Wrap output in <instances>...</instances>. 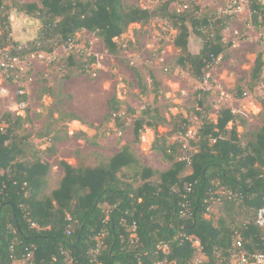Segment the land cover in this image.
Segmentation results:
<instances>
[{
	"label": "trees",
	"instance_id": "obj_1",
	"mask_svg": "<svg viewBox=\"0 0 264 264\" xmlns=\"http://www.w3.org/2000/svg\"><path fill=\"white\" fill-rule=\"evenodd\" d=\"M6 1L0 0V51L9 48L13 56L52 54L58 46L72 42L81 30L101 39L106 50L116 56L120 46L114 38L130 25H145L155 17L172 20L178 30L173 40L179 50L177 62L198 81L204 80L225 48L221 33L228 16L167 14L168 4L158 14L124 0H39L40 4L14 2L11 7L40 25L37 39L28 43L30 48L26 45L16 51L19 43L10 38L11 9ZM249 9L251 24L264 29V3L250 0ZM188 23L201 42L196 54L189 50ZM94 63L91 55L84 62L75 61L73 53L66 59L67 68L80 74L87 73ZM263 66L264 47L251 69L250 92L262 81ZM152 82L157 85L154 79ZM207 94L200 92L198 99L201 125L196 140L189 141L196 148L190 155L189 175L179 177L186 169L185 161L176 160L182 145L177 141L169 144L167 137L157 132V124L166 120L147 106L133 121L135 141L144 128L152 130L155 140L151 149L172 162L169 170L160 172L141 165L125 146L94 167L61 162L64 175L49 195L43 194L48 164L38 152H31L29 137L17 133L24 118L4 114L0 120V264L21 260H26L25 264H151L162 258V245L168 246L169 260L187 264L194 255L190 237L200 242L205 264H227L237 235L247 253L264 254V231L254 224L257 211L264 207V97L259 99L262 126L239 135L238 115L231 109L219 111L215 123L207 119L208 109L202 103ZM244 96L240 87L233 94L238 100ZM26 101L24 93L17 95L18 104ZM107 106V119L124 130L122 102L113 97ZM25 113L27 119L28 108ZM126 114L134 115V111L127 107ZM65 117L76 119L71 114ZM181 122L175 121L168 135L185 136L188 123ZM230 122L232 127L227 129ZM220 189L230 195L219 194ZM133 227L135 237L131 238ZM217 253L223 256L221 263Z\"/></svg>",
	"mask_w": 264,
	"mask_h": 264
},
{
	"label": "rangeland",
	"instance_id": "obj_2",
	"mask_svg": "<svg viewBox=\"0 0 264 264\" xmlns=\"http://www.w3.org/2000/svg\"><path fill=\"white\" fill-rule=\"evenodd\" d=\"M124 1L142 9L156 10L158 14L162 6L168 4L167 14L184 12L200 18L228 16L226 28L221 33L225 48L212 62L204 80L198 81L177 62L179 50L173 40L178 30L172 20L155 17L145 25H130L124 34L114 38L120 46L116 56L87 30L78 32L72 42L58 46L52 54L31 52L15 56L21 70L10 75L0 72V120L6 113L12 118H24L17 133L29 137V144L33 146L31 152H38V157L49 166L44 195L58 188L64 175L61 162L94 167L125 146L139 157L141 165H150L160 172L169 170L172 162L151 149L155 140L152 130L147 133L144 128L135 141L133 121L147 106L166 120L162 125L157 124V132L167 137L169 144L177 141L182 145L176 157L179 161L196 151L189 141L196 140L201 125L197 114L202 109L198 100L200 92L208 93L202 103L208 109L207 119L212 122H216L219 111L228 108L238 115L236 131L239 135L255 132L263 124L259 99L264 97V66L262 81L253 92L248 90L256 55L264 47V29L257 30L251 24L250 0ZM14 2L40 4L39 0H7L5 5L11 9ZM17 9L12 8L8 13L10 38L19 43L15 49L20 51L26 45L30 48L28 43L37 39L40 25L38 20ZM187 25L191 32L189 50L196 54L201 42L189 23ZM70 53L78 62L94 56L95 63L87 73L80 74L78 70L67 68L66 59ZM151 75L157 85L153 84ZM238 87L245 93L241 100L233 98ZM19 93L26 95V102L18 104ZM113 97L122 102L120 114L126 123L124 130L114 127L107 119L110 115L107 102ZM127 107L134 115L126 114ZM66 114L76 119L68 121ZM181 120L188 123L187 134L168 135L175 121L182 124ZM231 127L230 122L227 129ZM38 134L44 135L43 138H37ZM190 173V164L186 162V169L179 177ZM25 261L13 264H25Z\"/></svg>",
	"mask_w": 264,
	"mask_h": 264
},
{
	"label": "built area",
	"instance_id": "obj_3",
	"mask_svg": "<svg viewBox=\"0 0 264 264\" xmlns=\"http://www.w3.org/2000/svg\"><path fill=\"white\" fill-rule=\"evenodd\" d=\"M235 3H232L234 5ZM230 5L229 7H232ZM215 61V60H214ZM20 69L19 62L17 61L16 57L11 55V49L6 48L2 51H0V72H3L2 74L10 75L9 73H12L13 71ZM187 137V136H186ZM181 161H185L190 164V155L189 156H183ZM219 194H227L230 195V192L225 191L223 189H220L218 191ZM254 224L259 228H264V207L260 208L254 218ZM135 227H133L131 238L135 237V234L133 233ZM191 243V247L194 249V255L190 262L187 264H205L206 258L204 256L201 244L196 239H189ZM162 258L155 260L151 264H177L174 260H169L167 258L169 254V249L167 245H162L159 247ZM229 252L228 261L227 264H264V254L263 253H254L249 254L246 252L242 241L239 237V235L236 236L234 239ZM97 253V250H96ZM31 255L28 256L30 258ZM218 258H220V263L223 259V256L220 253H217L216 255ZM27 258V259H28Z\"/></svg>",
	"mask_w": 264,
	"mask_h": 264
},
{
	"label": "crops",
	"instance_id": "obj_4",
	"mask_svg": "<svg viewBox=\"0 0 264 264\" xmlns=\"http://www.w3.org/2000/svg\"><path fill=\"white\" fill-rule=\"evenodd\" d=\"M133 130V129H132ZM145 130H146V132L148 133V132H150L151 133V130L150 129H148V128H145ZM149 133V134H150ZM113 144L112 143H110V146H112ZM100 146H102V144L100 143ZM119 151V150H118ZM118 152L116 151L115 152V154H113V155H111V156H109V159L110 158H112L114 155H116ZM138 159H139V157H137ZM140 160V159H139ZM143 161H145L144 159H142ZM142 163V162H141ZM143 165H144V163H143ZM144 166H147V167H149V168H151V169H153V170H156L154 167H152V166H150V165H144ZM48 176V175H47Z\"/></svg>",
	"mask_w": 264,
	"mask_h": 264
}]
</instances>
